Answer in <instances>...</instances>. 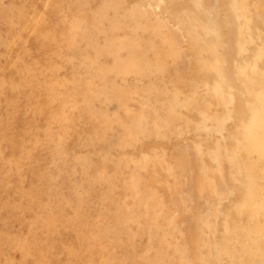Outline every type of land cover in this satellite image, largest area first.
<instances>
[{
  "label": "rangeland",
  "instance_id": "374dc122",
  "mask_svg": "<svg viewBox=\"0 0 264 264\" xmlns=\"http://www.w3.org/2000/svg\"><path fill=\"white\" fill-rule=\"evenodd\" d=\"M0 264H264V0H0Z\"/></svg>",
  "mask_w": 264,
  "mask_h": 264
}]
</instances>
